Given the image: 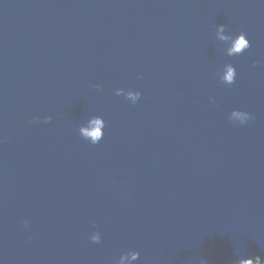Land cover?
I'll use <instances>...</instances> for the list:
<instances>
[{
  "label": "water",
  "instance_id": "obj_1",
  "mask_svg": "<svg viewBox=\"0 0 264 264\" xmlns=\"http://www.w3.org/2000/svg\"><path fill=\"white\" fill-rule=\"evenodd\" d=\"M0 264H264V0H0Z\"/></svg>",
  "mask_w": 264,
  "mask_h": 264
},
{
  "label": "clouds",
  "instance_id": "obj_2",
  "mask_svg": "<svg viewBox=\"0 0 264 264\" xmlns=\"http://www.w3.org/2000/svg\"><path fill=\"white\" fill-rule=\"evenodd\" d=\"M231 39H233V38H230V40ZM234 39L238 40V42L234 43L233 51L235 53L241 54L242 52H244L246 49H248L250 47L249 40L246 38L245 33L240 32L239 34H237V36ZM228 76H229L230 82L233 83L234 79H235V74L232 71H229ZM139 97H140V93L137 92L136 96L133 97V99L137 100V99H139ZM234 115H237V116L241 117L240 120H239V124H244L248 120L251 119V117H250V115L248 113H243V112H240V111L235 112ZM93 136L97 137V136H99V133H93ZM24 223H25V226H27V221H25ZM91 241L93 243H99L100 239H99L98 236H94V237L91 238Z\"/></svg>",
  "mask_w": 264,
  "mask_h": 264
}]
</instances>
